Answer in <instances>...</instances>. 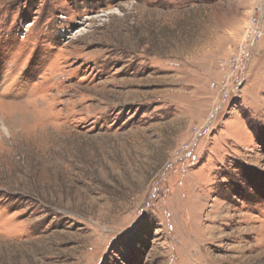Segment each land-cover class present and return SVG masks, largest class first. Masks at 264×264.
<instances>
[{
    "label": "rangeland",
    "instance_id": "rangeland-1",
    "mask_svg": "<svg viewBox=\"0 0 264 264\" xmlns=\"http://www.w3.org/2000/svg\"><path fill=\"white\" fill-rule=\"evenodd\" d=\"M0 264H264V0H0Z\"/></svg>",
    "mask_w": 264,
    "mask_h": 264
},
{
    "label": "built area",
    "instance_id": "built-area-1",
    "mask_svg": "<svg viewBox=\"0 0 264 264\" xmlns=\"http://www.w3.org/2000/svg\"><path fill=\"white\" fill-rule=\"evenodd\" d=\"M253 36H252V40H251V43L254 41V39L258 36V34H260L259 32H257V31H254L253 30Z\"/></svg>",
    "mask_w": 264,
    "mask_h": 264
},
{
    "label": "bare ground",
    "instance_id": "bare-ground-1",
    "mask_svg": "<svg viewBox=\"0 0 264 264\" xmlns=\"http://www.w3.org/2000/svg\"><path fill=\"white\" fill-rule=\"evenodd\" d=\"M107 63L102 64V66H106ZM59 95V94H58ZM4 131V130H3Z\"/></svg>",
    "mask_w": 264,
    "mask_h": 264
}]
</instances>
